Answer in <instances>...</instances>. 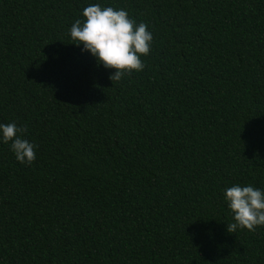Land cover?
I'll use <instances>...</instances> for the list:
<instances>
[{"label":"trees","instance_id":"16d2710c","mask_svg":"<svg viewBox=\"0 0 264 264\" xmlns=\"http://www.w3.org/2000/svg\"><path fill=\"white\" fill-rule=\"evenodd\" d=\"M90 4L152 33L112 84L71 25ZM0 264H264V226L224 198L264 190V0H0Z\"/></svg>","mask_w":264,"mask_h":264},{"label":"clouds","instance_id":"9594fccd","mask_svg":"<svg viewBox=\"0 0 264 264\" xmlns=\"http://www.w3.org/2000/svg\"><path fill=\"white\" fill-rule=\"evenodd\" d=\"M82 16L83 21L77 19L71 25V39L82 44V51L90 52L106 69H114L109 75L112 84L144 69L141 57L150 53L153 40L146 23L137 24L125 9L100 4L88 5ZM26 132V126L19 127L15 122L0 123V141L10 143V150L21 164H31L36 159L37 145L24 138ZM224 198L235 221L227 225L229 233H235L237 228L254 232L264 226V190L251 184H234L225 189Z\"/></svg>","mask_w":264,"mask_h":264}]
</instances>
